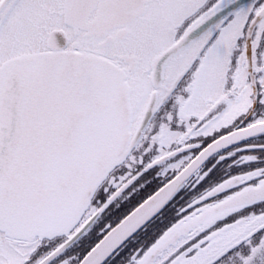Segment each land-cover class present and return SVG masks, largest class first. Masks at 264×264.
I'll return each mask as SVG.
<instances>
[{
	"label": "snow or ice",
	"instance_id": "1",
	"mask_svg": "<svg viewBox=\"0 0 264 264\" xmlns=\"http://www.w3.org/2000/svg\"><path fill=\"white\" fill-rule=\"evenodd\" d=\"M0 264H264V0H0Z\"/></svg>",
	"mask_w": 264,
	"mask_h": 264
},
{
	"label": "flooded vegetation",
	"instance_id": "2",
	"mask_svg": "<svg viewBox=\"0 0 264 264\" xmlns=\"http://www.w3.org/2000/svg\"><path fill=\"white\" fill-rule=\"evenodd\" d=\"M242 1H244L243 3H247V2H248V0H242ZM58 39H59V42H60L61 44H63V43H64V41H63V38H62V37H58ZM158 226L162 227L163 225H158Z\"/></svg>",
	"mask_w": 264,
	"mask_h": 264
},
{
	"label": "water",
	"instance_id": "3",
	"mask_svg": "<svg viewBox=\"0 0 264 264\" xmlns=\"http://www.w3.org/2000/svg\"><path fill=\"white\" fill-rule=\"evenodd\" d=\"M244 1L240 0V3H243Z\"/></svg>",
	"mask_w": 264,
	"mask_h": 264
}]
</instances>
